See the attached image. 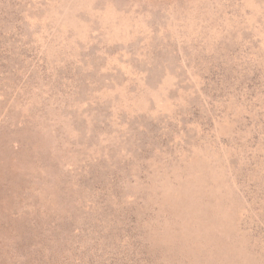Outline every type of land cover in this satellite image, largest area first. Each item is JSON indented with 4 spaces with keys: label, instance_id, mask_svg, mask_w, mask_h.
<instances>
[{
    "label": "rangeland",
    "instance_id": "1",
    "mask_svg": "<svg viewBox=\"0 0 264 264\" xmlns=\"http://www.w3.org/2000/svg\"><path fill=\"white\" fill-rule=\"evenodd\" d=\"M0 264H264V0H0Z\"/></svg>",
    "mask_w": 264,
    "mask_h": 264
}]
</instances>
